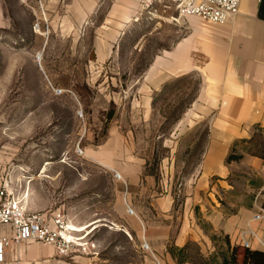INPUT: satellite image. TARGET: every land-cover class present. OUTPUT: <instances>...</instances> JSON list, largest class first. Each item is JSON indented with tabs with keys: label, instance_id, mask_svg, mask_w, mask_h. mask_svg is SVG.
<instances>
[{
	"label": "crops",
	"instance_id": "crops-1",
	"mask_svg": "<svg viewBox=\"0 0 264 264\" xmlns=\"http://www.w3.org/2000/svg\"><path fill=\"white\" fill-rule=\"evenodd\" d=\"M177 14L174 5L143 10L136 0H0V30L14 32L11 18L22 16L23 32L91 49L104 81L120 86L108 96L116 104L109 127L87 150L118 174L117 186L97 198L100 208L85 220L72 199L67 216L77 236H91L114 213L123 235L147 242L148 261L139 264H242L244 249L264 252V215L256 218L264 208V0H240L238 14L223 24L194 16L176 23ZM148 43L145 67L127 72ZM190 80L192 97L169 106ZM168 112L180 115L163 132ZM12 121L0 105V189L15 185L18 158L2 130ZM12 232L3 226L0 234ZM234 248L237 262L229 263ZM57 262L54 248L33 240L11 242L0 259Z\"/></svg>",
	"mask_w": 264,
	"mask_h": 264
},
{
	"label": "rangeland",
	"instance_id": "rangeland-1",
	"mask_svg": "<svg viewBox=\"0 0 264 264\" xmlns=\"http://www.w3.org/2000/svg\"><path fill=\"white\" fill-rule=\"evenodd\" d=\"M177 13L176 23L182 18L179 10ZM11 19L16 23L15 31L0 30V105L14 121L2 129L13 140L9 147L18 158L12 193L29 211L40 210L36 207L52 201L49 211H61L68 221L71 201L77 198L79 213L85 220L87 211L93 214L100 208L97 198L112 194L117 186L118 174L88 158L87 150L109 127L116 104L108 96L117 94L120 86L104 81V67L93 63L91 49L72 48L68 39L53 40L48 33L23 32L22 16ZM147 45L135 64L126 66L127 72L138 73L145 67L153 52ZM39 52L41 60L37 58ZM121 83L124 88L131 85L129 81ZM107 84L110 87L105 89ZM185 87L169 98V106L180 108L190 99L186 94L192 95L194 81ZM162 115L169 119L161 129L166 132L170 118L176 120L180 113ZM72 139L78 143L71 144ZM58 169H62L61 174L55 176ZM114 217L112 213L110 222L98 223L91 236L84 235L91 243L94 241L98 256L57 254L60 262L56 264L146 263L147 242L123 235Z\"/></svg>",
	"mask_w": 264,
	"mask_h": 264
},
{
	"label": "built area",
	"instance_id": "built-area-1",
	"mask_svg": "<svg viewBox=\"0 0 264 264\" xmlns=\"http://www.w3.org/2000/svg\"><path fill=\"white\" fill-rule=\"evenodd\" d=\"M143 10H149L154 3L174 5L180 16L199 17L213 23H226L239 12L240 0H136ZM42 17L45 19L44 12ZM39 28V23L34 24ZM47 33V32H44ZM132 211V210H131ZM264 215V208L260 218ZM3 226L12 229L11 236L0 234V259L11 242L33 240L55 249L59 256L72 253L91 254L95 245L84 236H77L76 228L69 224L67 217L59 210L29 211L8 185L0 189V233ZM96 254V253H95Z\"/></svg>",
	"mask_w": 264,
	"mask_h": 264
},
{
	"label": "trees",
	"instance_id": "trees-1",
	"mask_svg": "<svg viewBox=\"0 0 264 264\" xmlns=\"http://www.w3.org/2000/svg\"><path fill=\"white\" fill-rule=\"evenodd\" d=\"M112 113H109L108 117H111ZM262 146V145H261ZM262 148V147H261ZM258 154H262L260 151H255ZM264 157V154H262ZM238 249L234 248L232 255L229 259V263L237 262ZM242 264H264V252L262 251H252L248 248L243 250Z\"/></svg>",
	"mask_w": 264,
	"mask_h": 264
},
{
	"label": "bare ground",
	"instance_id": "bare-ground-1",
	"mask_svg": "<svg viewBox=\"0 0 264 264\" xmlns=\"http://www.w3.org/2000/svg\"><path fill=\"white\" fill-rule=\"evenodd\" d=\"M41 56H42V54L39 52V54H38V60H41Z\"/></svg>",
	"mask_w": 264,
	"mask_h": 264
}]
</instances>
